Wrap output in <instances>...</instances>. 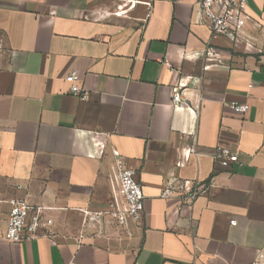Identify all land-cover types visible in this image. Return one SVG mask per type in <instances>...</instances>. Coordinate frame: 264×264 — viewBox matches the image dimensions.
I'll return each instance as SVG.
<instances>
[{
	"label": "crops",
	"instance_id": "crops-1",
	"mask_svg": "<svg viewBox=\"0 0 264 264\" xmlns=\"http://www.w3.org/2000/svg\"><path fill=\"white\" fill-rule=\"evenodd\" d=\"M197 1L0 0V264H264V0L236 37H212ZM115 152L143 216L93 225L124 204ZM169 180L200 187L191 205L160 197ZM10 198L52 224L6 240Z\"/></svg>",
	"mask_w": 264,
	"mask_h": 264
},
{
	"label": "built area",
	"instance_id": "built-area-1",
	"mask_svg": "<svg viewBox=\"0 0 264 264\" xmlns=\"http://www.w3.org/2000/svg\"><path fill=\"white\" fill-rule=\"evenodd\" d=\"M197 6L201 22L209 30L212 37L220 35L236 37L245 26L248 18L247 0H198ZM148 15L149 13L146 14V16ZM165 63H167L166 60ZM64 79L69 85V93L72 96L81 101L88 98L89 92L79 85L77 71H70ZM181 91L182 84L179 80L172 88V104L176 108L185 105ZM230 105L241 113L246 112L248 109L246 103L231 102ZM197 108L198 105L195 106V109ZM211 156L224 167L237 161V154L224 148L215 149ZM115 166L119 183L118 194L124 204L121 206L116 200H113L103 211H86L85 216L93 225L106 215L116 225L125 224L127 219L136 222H140L142 219L144 195L141 185L135 179V169L127 164L117 152H115ZM199 191L200 187L188 180H169L161 189L160 197H182L185 203L191 205ZM8 202L10 208L4 233L6 240L18 242L36 239L52 224V220L44 216L42 207H32L25 200L18 198H10ZM230 223L234 225L235 221L232 220Z\"/></svg>",
	"mask_w": 264,
	"mask_h": 264
},
{
	"label": "bare ground",
	"instance_id": "bare-ground-1",
	"mask_svg": "<svg viewBox=\"0 0 264 264\" xmlns=\"http://www.w3.org/2000/svg\"><path fill=\"white\" fill-rule=\"evenodd\" d=\"M118 5H120V4H118Z\"/></svg>",
	"mask_w": 264,
	"mask_h": 264
}]
</instances>
